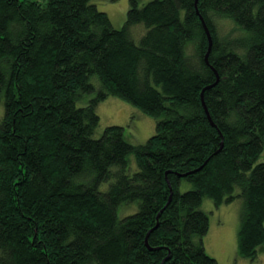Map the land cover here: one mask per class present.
<instances>
[{"label": "trees", "instance_id": "obj_1", "mask_svg": "<svg viewBox=\"0 0 264 264\" xmlns=\"http://www.w3.org/2000/svg\"><path fill=\"white\" fill-rule=\"evenodd\" d=\"M109 96L154 117L143 143L95 134ZM0 98V264H218L204 197L240 198L238 255L264 251V0H129L120 28L0 0Z\"/></svg>", "mask_w": 264, "mask_h": 264}, {"label": "rangeland", "instance_id": "obj_2", "mask_svg": "<svg viewBox=\"0 0 264 264\" xmlns=\"http://www.w3.org/2000/svg\"><path fill=\"white\" fill-rule=\"evenodd\" d=\"M99 10L106 12L114 28L123 26L126 12L129 7V0H91ZM149 0H138L143 4ZM222 29L227 26V22H220ZM133 34L138 38L144 31L141 24L136 25ZM100 116L99 125L95 131L99 135L106 125L119 124L125 127L126 139L133 144L143 143L155 131L154 117L142 112L129 102L120 98L109 96L101 101L97 106ZM3 115V102L0 98V120ZM264 161V146L258 154L255 162ZM182 189L189 187L187 183L182 184ZM126 210V206L118 208V215H125L135 209L131 205ZM208 213L209 225L206 233L202 236V243L207 254L216 259L218 264H264V251H258L253 260L240 257L237 252V231L239 225L242 201L236 197L228 203L219 206L213 205L210 198L204 197L200 206Z\"/></svg>", "mask_w": 264, "mask_h": 264}, {"label": "water", "instance_id": "obj_3", "mask_svg": "<svg viewBox=\"0 0 264 264\" xmlns=\"http://www.w3.org/2000/svg\"><path fill=\"white\" fill-rule=\"evenodd\" d=\"M200 18H201V20H202V22H203L204 29H205V32H206V35H207V39H208V49H209V46H210V43H211V36H210L209 30H208V28H207V26H206V24H205V22H204L202 16H200ZM207 51H208V50H207ZM206 56H207V52H206V54H205V57H206ZM206 113H207V115H208V117H209V114H208L207 110H206Z\"/></svg>", "mask_w": 264, "mask_h": 264}]
</instances>
